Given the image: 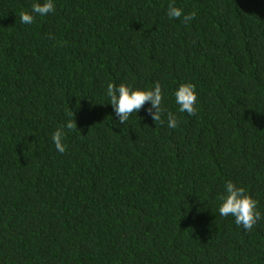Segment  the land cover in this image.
<instances>
[{
    "label": "trees",
    "instance_id": "1",
    "mask_svg": "<svg viewBox=\"0 0 264 264\" xmlns=\"http://www.w3.org/2000/svg\"><path fill=\"white\" fill-rule=\"evenodd\" d=\"M43 2L0 0V264H264V0H53L20 22ZM109 82H159L164 123L145 102L120 124ZM227 181L251 231L219 215Z\"/></svg>",
    "mask_w": 264,
    "mask_h": 264
},
{
    "label": "clouds",
    "instance_id": "2",
    "mask_svg": "<svg viewBox=\"0 0 264 264\" xmlns=\"http://www.w3.org/2000/svg\"><path fill=\"white\" fill-rule=\"evenodd\" d=\"M55 10L53 0H44L43 3H33L31 12H20L19 18L22 24H32L35 15L45 16ZM167 16L170 19H180L183 17L185 24L195 18L196 13L190 12L185 14L181 8L174 4H169L167 8ZM51 37V34L49 36ZM106 95L109 98V103L116 115L119 117V123L124 124L128 121L132 113H137L145 102L151 103V108L148 109L151 118L154 122L164 123L161 118L162 112L165 109L162 107L163 95L159 82H156L151 90L133 89L125 84L115 85L109 82L107 84ZM175 102L179 106L180 112H186L189 116H195L197 113V94L195 85L181 83L174 92ZM155 109L153 112L152 110ZM74 115V114H72ZM177 119L168 112L167 126L169 128L177 127ZM69 131L77 128L74 119H69L65 125H62L52 134L56 150L63 154L66 151V146L62 142L65 135L63 129ZM219 200V215L222 217H234L235 224L242 227L245 231H251L252 228L262 219L260 211L257 210V201L247 194L245 188L236 186L233 182L227 181L224 185V192L220 194Z\"/></svg>",
    "mask_w": 264,
    "mask_h": 264
}]
</instances>
